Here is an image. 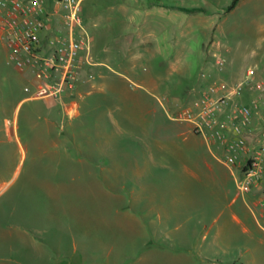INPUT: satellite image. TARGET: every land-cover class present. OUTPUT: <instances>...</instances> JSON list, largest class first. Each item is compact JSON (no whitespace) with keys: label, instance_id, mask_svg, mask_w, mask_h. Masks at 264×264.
<instances>
[{"label":"rangeland","instance_id":"1","mask_svg":"<svg viewBox=\"0 0 264 264\" xmlns=\"http://www.w3.org/2000/svg\"><path fill=\"white\" fill-rule=\"evenodd\" d=\"M232 2L83 0L91 53L107 66L92 68L73 120L58 101L33 99V75L22 77L0 44V264H264V222L251 218L248 234L236 225L221 233L223 250L212 244L217 226L203 240L199 223L211 222L214 196L202 194L198 207L182 194L179 155L215 151L184 144L179 125L144 89L165 97L176 116L216 86L215 99L257 106L254 127L264 128V0L228 10ZM147 7L155 8L149 16ZM139 18L159 29L164 50L125 43ZM250 69L252 86L230 94ZM144 102L156 112H139ZM159 139L163 150L144 147ZM148 154L168 166L148 164L139 180L135 161Z\"/></svg>","mask_w":264,"mask_h":264},{"label":"built area","instance_id":"2","mask_svg":"<svg viewBox=\"0 0 264 264\" xmlns=\"http://www.w3.org/2000/svg\"><path fill=\"white\" fill-rule=\"evenodd\" d=\"M83 0H0V43L18 70L34 77L36 99L60 98L73 88L91 54V38L82 18ZM86 55V58H85ZM222 68L224 60H219ZM255 71L230 94L252 86ZM219 88L212 86L211 94ZM211 94L182 109L176 119L220 150L223 163L237 173L240 194L264 182V128L254 127L257 106L231 104Z\"/></svg>","mask_w":264,"mask_h":264},{"label":"crops","instance_id":"3","mask_svg":"<svg viewBox=\"0 0 264 264\" xmlns=\"http://www.w3.org/2000/svg\"><path fill=\"white\" fill-rule=\"evenodd\" d=\"M155 8H149L147 7L144 11L147 13L146 15L149 16ZM162 12L161 10H159ZM144 15V14H143ZM146 17V16H145ZM146 20L144 18H139V21L137 22V26L131 29L130 31L126 32V38L125 43L130 46L131 49H137L140 51H161L164 50L166 45V38H158L157 34H159V29L146 26ZM148 23V22H147ZM86 29V28H85ZM161 32H166L165 28H161ZM89 34V33H88ZM3 48L2 51L6 53L9 58L10 54L7 48L0 43ZM92 44V41H91ZM92 50V48H91ZM1 52V51H0ZM86 58V55H85ZM102 67L107 66L104 64V62H98L95 59V56L90 54L89 60L85 61L83 64L82 69L80 70L77 80L73 86L72 89L67 90L60 98L53 99V98H43L39 100H48V101H55L59 102L62 106V115H65L70 120H73L80 114V103L78 99H84V91L86 90L87 86L89 84H92V80L95 78L94 71L92 68L96 67ZM20 73H22V77L25 76L26 72H22L19 70ZM97 77L103 78V75H99ZM26 81L27 78H25ZM35 82L33 81V84ZM144 89L148 92L149 95H151L156 101V104H158L168 115L169 119L177 123L179 125V129L177 130L179 137H182L183 143L189 146H193V148H198L202 146H207L212 153V155H203L195 154L192 157H188L186 155V152L184 149L180 148V155L181 157V171L178 175L179 178L183 179L184 181L181 182V191L184 196H186L189 200L193 201L195 205L197 204L198 207L201 206L199 203H197L200 199V196L204 193H208L210 195H213L214 198L212 200V215L213 218L211 222L208 225H203L202 223H199L202 228H205V234L203 236L204 238L209 235L212 229H214L217 226V234L214 241H212V244H216V250H223L221 242L218 240L221 237V233H232L233 232V226L236 225V227L241 228L242 232L245 234L249 233V224L251 221V218L254 219V221L259 225L261 222H264V182H261L256 188L253 189V191L249 194H240L239 191L236 194H233L234 191V180L236 179L237 173L227 167L222 159V156H219L216 152L220 151L216 146L211 145L209 142L206 141V139L198 134H196L193 130L192 124L186 121L178 120L175 117L174 111L171 107H169L166 104L165 97H163V100H161L158 93L151 87L146 85ZM87 92L86 94H88ZM79 97V98H77ZM130 98V97H129ZM132 100H142V95L136 94L133 95ZM29 98L22 99L17 105H16V111L20 108L22 103L25 100H28ZM33 99H36L33 97ZM50 103V102H49ZM145 105V107H142V110L139 109V112L142 113H153L156 112L157 108H153L149 106V104L140 103ZM155 107V104H154ZM56 114V113H55ZM52 117V114H50ZM56 124V123H52ZM141 127L143 130H147V126L142 123ZM63 128V124L61 126ZM154 145H147L146 142L144 143V147L148 148L150 152H152V149L155 150V148H158L159 151L166 148V141H162L161 139L154 141ZM146 148V149H147ZM152 148V149H151ZM214 149V151H213ZM148 152V151H147ZM159 158L157 155L154 154H148L145 156L142 161H135V165L133 169L136 171V175L138 174V179H144L145 170L148 168V164L151 166H155L156 164L162 165L163 169H165L168 164L163 161L159 162ZM163 159V158H162ZM141 163V164H140ZM143 164V165H142ZM141 166H144L143 168ZM236 182V180H235ZM242 195H247L244 199V204L239 203V200ZM211 202V201H210ZM222 202V203H221ZM194 205V206H195ZM159 219H161V214H158ZM252 216V217H251ZM222 221V223H220ZM217 224H221L218 226ZM227 229V230H226ZM197 231H194L196 233ZM232 235L229 239H232ZM188 251V250H187ZM201 253V252H200ZM210 264H225L222 261H210Z\"/></svg>","mask_w":264,"mask_h":264},{"label":"trees","instance_id":"4","mask_svg":"<svg viewBox=\"0 0 264 264\" xmlns=\"http://www.w3.org/2000/svg\"><path fill=\"white\" fill-rule=\"evenodd\" d=\"M241 0H233L231 6L228 8V10H233L237 4L240 2ZM185 12H189V13H194L197 12L198 10H187V9H182Z\"/></svg>","mask_w":264,"mask_h":264}]
</instances>
